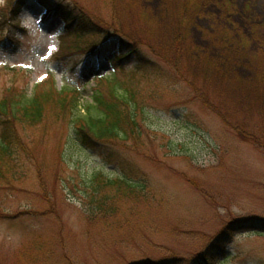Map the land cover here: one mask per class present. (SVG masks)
<instances>
[{
    "label": "rangeland",
    "instance_id": "rangeland-1",
    "mask_svg": "<svg viewBox=\"0 0 264 264\" xmlns=\"http://www.w3.org/2000/svg\"><path fill=\"white\" fill-rule=\"evenodd\" d=\"M5 1L0 94L17 86L31 96L52 76L56 90L76 91L75 115H95L93 77L113 78L110 56L63 57L58 17L42 22L43 8L27 2L9 26ZM65 2L109 27L91 40L121 35L144 59L146 77L124 62L146 92L141 138L89 148L67 116L18 127L24 148L0 180V264H196L222 232L231 236L214 264H264V0ZM200 97L256 141L239 139ZM99 175L135 191L101 190ZM104 195L114 210L100 216L89 197Z\"/></svg>",
    "mask_w": 264,
    "mask_h": 264
},
{
    "label": "trees",
    "instance_id": "trees-1",
    "mask_svg": "<svg viewBox=\"0 0 264 264\" xmlns=\"http://www.w3.org/2000/svg\"><path fill=\"white\" fill-rule=\"evenodd\" d=\"M52 1L7 0L6 5L2 8L3 16L10 23L15 24L14 21H17L16 19L23 5L27 2H35L41 9L43 8V16L47 18L58 16L63 21V28L60 34L62 37L70 38L71 40L70 45L65 46L67 52L80 53L86 57L98 56L107 58V56H110L108 62L113 68V78L94 77L96 85L92 92L90 106L96 113L95 115L87 114L84 116L74 114L79 100L76 91L56 90L54 81L50 78L36 84L31 96H27L23 89L17 90V86L6 87L0 94V180H5L7 174L14 168V165L11 164L13 160L12 154L14 149L18 150L19 146L21 147L18 127L21 129L35 128L43 124L49 115H53L55 118H65L67 116L78 142L89 148H95L98 145L108 146L109 143L119 140L123 143L132 141L137 144L141 138L140 121L144 120V113L146 112L144 106L146 92L140 86H135L136 73L129 71L127 73L124 69V62L133 60L134 62L138 61L136 71L142 73L141 77H146L150 74L143 65L145 61L136 45L121 35L98 41L91 40V37L96 32L95 28L105 34H109V27L103 28V30L99 29L98 24L100 23L94 24L93 19L87 17L82 8L79 9L80 13L79 11L76 13L78 8L76 3L72 4L73 7H70L65 2L67 0H55L53 3ZM6 6H8V9L4 13ZM199 99L224 124L232 128L239 139L242 141H256L251 137L245 136L242 129L228 123L224 114L220 112L216 105L209 101V98L200 97ZM255 144L258 143L256 142ZM93 180V184H98L101 190L117 182L120 186L123 185L127 192L135 191V187L124 180H103L100 178ZM100 197L99 199L89 197L90 204L95 206V208L92 206L91 209L98 213H104V215L100 216L109 215L114 210L111 201L113 196L104 195ZM93 213L91 211L90 214ZM239 223L243 222L235 224ZM230 236V233L222 232L200 254L196 264H214L224 254L225 244H223V240H228Z\"/></svg>",
    "mask_w": 264,
    "mask_h": 264
}]
</instances>
